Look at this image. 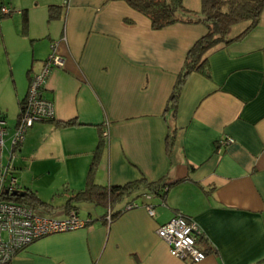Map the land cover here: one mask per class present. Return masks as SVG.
<instances>
[{
	"label": "crops",
	"instance_id": "crops-1",
	"mask_svg": "<svg viewBox=\"0 0 264 264\" xmlns=\"http://www.w3.org/2000/svg\"><path fill=\"white\" fill-rule=\"evenodd\" d=\"M0 2L14 10L0 17L4 163L32 75L53 51L64 59L45 84L54 118L35 122L15 151L19 189L57 206L50 216L67 217L64 205L71 192L85 188L106 129L96 183L176 182L165 198L145 199L150 192L142 190L113 208L73 201L90 222L32 242L11 264H264V10L248 34L208 52L209 75H188L173 116L170 95L188 51L207 31L204 24L154 29L123 0ZM184 4L201 9V0ZM51 6L60 11L57 19L49 17ZM228 137L234 142L221 146ZM130 200L138 206L124 210ZM81 203L101 212L83 214ZM178 214L201 229L204 260L174 257L158 236L159 226Z\"/></svg>",
	"mask_w": 264,
	"mask_h": 264
},
{
	"label": "trees",
	"instance_id": "trees-1",
	"mask_svg": "<svg viewBox=\"0 0 264 264\" xmlns=\"http://www.w3.org/2000/svg\"><path fill=\"white\" fill-rule=\"evenodd\" d=\"M123 1L133 9L147 16L154 29H163L176 24L201 23L207 27L206 33L202 35L188 51L183 69L179 73L170 95L167 111L172 110L173 116L176 114L181 91L188 75L194 71L209 75L207 64L208 52L219 45H228L244 37L259 24L264 10V0H201V9L199 11L187 8L184 4V0ZM59 16L60 11L58 10V7L51 6L49 11L50 19H57ZM242 23H248L247 28L239 35L232 36L231 34L234 26ZM23 102L21 104H23ZM74 122L75 121H69L66 125H71ZM102 133L103 130L101 132L100 144L95 151L87 175L85 188L79 192H71L69 194V201L64 205L68 214L72 210L78 212L73 201L79 200L91 202L97 206L113 208L116 204L132 197L142 190H147V192H150L155 196L165 198L169 188L173 183H176H170L166 178H162L156 182H148L143 178L124 185L112 186H104L96 183L95 172L99 164L102 151L101 148L105 143ZM174 139V132L169 133L166 141L169 152L172 150ZM3 198L30 206L45 215L50 216L58 212L57 206L51 202L44 201L30 188L25 190L18 189L13 192L5 191ZM132 202L133 200H130L127 204ZM200 241H203V237L200 238Z\"/></svg>",
	"mask_w": 264,
	"mask_h": 264
},
{
	"label": "built area",
	"instance_id": "built-area-1",
	"mask_svg": "<svg viewBox=\"0 0 264 264\" xmlns=\"http://www.w3.org/2000/svg\"><path fill=\"white\" fill-rule=\"evenodd\" d=\"M13 11L11 7L0 2V17L10 15ZM63 64V57L53 51L41 72L32 75L27 97L21 107L16 132L12 137V150L8 163L3 162L5 138L8 134L7 122L0 115V264H11L22 249L44 236L79 229L90 222V219L81 218L74 210L65 218H57L3 198L5 191L13 192L19 189L18 180L14 175V152L23 145L28 130L37 121L54 118L55 104L45 96V84L51 70L55 67H63ZM103 136L108 138L107 129L103 132ZM233 142L234 139L228 137L221 139L219 144L222 146ZM152 196L151 193L144 194L145 199L148 200ZM137 206L138 204L133 201L128 203L124 210L134 209ZM147 209L150 215H154L152 205H147ZM110 218L111 216L109 220ZM157 234L168 245L171 255L183 261L200 262L207 256L206 251L198 246V238L202 235L201 229L193 219L183 214H178L159 226Z\"/></svg>",
	"mask_w": 264,
	"mask_h": 264
},
{
	"label": "rangeland",
	"instance_id": "rangeland-1",
	"mask_svg": "<svg viewBox=\"0 0 264 264\" xmlns=\"http://www.w3.org/2000/svg\"><path fill=\"white\" fill-rule=\"evenodd\" d=\"M243 24V23H242ZM248 23H245L244 24V27L247 25ZM238 26H236V28H237ZM239 27H241V26H239ZM243 27V28H244ZM235 28V29H236ZM6 161V160H5ZM80 207H81V212L83 213V214H87L88 212H92V214L94 215V216H96L97 215V213L98 212H101V208L100 207H94V206H92V205H90V203H87V205H85L84 203H81V205H80Z\"/></svg>",
	"mask_w": 264,
	"mask_h": 264
}]
</instances>
